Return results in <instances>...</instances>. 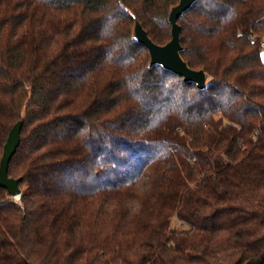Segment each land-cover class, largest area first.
<instances>
[{"label":"trees","instance_id":"trees-1","mask_svg":"<svg viewBox=\"0 0 264 264\" xmlns=\"http://www.w3.org/2000/svg\"><path fill=\"white\" fill-rule=\"evenodd\" d=\"M0 0V264H264V0Z\"/></svg>","mask_w":264,"mask_h":264},{"label":"water","instance_id":"water-1","mask_svg":"<svg viewBox=\"0 0 264 264\" xmlns=\"http://www.w3.org/2000/svg\"><path fill=\"white\" fill-rule=\"evenodd\" d=\"M199 0H179L169 12L168 22L171 26V39L164 45H158L149 37L141 22L135 18L133 37L143 45L150 55V67L159 66L164 71L183 79L186 83H193L202 91L207 86L208 75L204 70H195L189 66L182 56L184 47L181 37V26L179 20ZM23 121L17 122L11 129L7 142L4 145L3 155L0 162V187L6 189L11 197L21 195V178L9 177V165L16 154L21 142V131Z\"/></svg>","mask_w":264,"mask_h":264},{"label":"built area","instance_id":"built-area-1","mask_svg":"<svg viewBox=\"0 0 264 264\" xmlns=\"http://www.w3.org/2000/svg\"><path fill=\"white\" fill-rule=\"evenodd\" d=\"M264 44V43H263ZM13 201L17 204V205H20L22 206L21 204V195L19 196H16V197H12Z\"/></svg>","mask_w":264,"mask_h":264},{"label":"rangeland","instance_id":"rangeland-1","mask_svg":"<svg viewBox=\"0 0 264 264\" xmlns=\"http://www.w3.org/2000/svg\"><path fill=\"white\" fill-rule=\"evenodd\" d=\"M264 43V42H263ZM261 44V49H262V52H261V55H262V58L264 60V44ZM210 80V78H208L207 82Z\"/></svg>","mask_w":264,"mask_h":264}]
</instances>
